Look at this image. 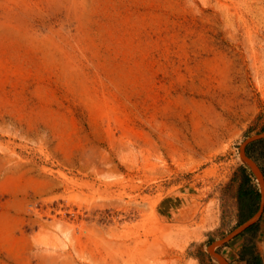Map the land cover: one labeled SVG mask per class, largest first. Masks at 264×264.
<instances>
[{
	"label": "rangeland",
	"instance_id": "obj_1",
	"mask_svg": "<svg viewBox=\"0 0 264 264\" xmlns=\"http://www.w3.org/2000/svg\"><path fill=\"white\" fill-rule=\"evenodd\" d=\"M263 133L264 0H0V264H264Z\"/></svg>",
	"mask_w": 264,
	"mask_h": 264
},
{
	"label": "water",
	"instance_id": "obj_2",
	"mask_svg": "<svg viewBox=\"0 0 264 264\" xmlns=\"http://www.w3.org/2000/svg\"><path fill=\"white\" fill-rule=\"evenodd\" d=\"M257 138H264V133L263 134H260V135H258L257 136ZM253 138H251L250 140H252ZM242 157L248 162V164L251 166H253L258 172H259V174H260V177H261V172H260V170L253 164V162L251 161V160H249V158L247 157V156H245L244 154H242ZM251 166V167H252ZM252 170H253V168H252ZM254 171V170H253ZM256 174V173H255ZM263 203H264V199L262 198L261 199V206H260V209H259V211L255 214V215H253L251 218H249L246 222H244L238 229H236L233 233H231L229 236H227L225 239H223L221 242H218V243H222V242H224L225 240H227V239H229V238H231V237H233V236H235V235H237L238 233H240L241 231H243L245 228H247V227H249V226H251L254 222H255V220L257 219V217L259 216V213L261 212V210H262V205H263ZM222 264H225L224 262H222Z\"/></svg>",
	"mask_w": 264,
	"mask_h": 264
},
{
	"label": "trees",
	"instance_id": "obj_3",
	"mask_svg": "<svg viewBox=\"0 0 264 264\" xmlns=\"http://www.w3.org/2000/svg\"><path fill=\"white\" fill-rule=\"evenodd\" d=\"M255 146H259V147L263 146V147H264V138L259 139V140H257V141H253V142L249 143V144L246 146V155H247L248 157H250L249 149H251L252 147H255ZM261 154H263V153H261ZM260 170H261L262 175L264 176V167L261 166V167H260ZM248 197L251 199V192H250L249 189H246V192L243 193V198L249 199ZM252 226H253V225H252ZM252 226H251V227H252ZM255 264H260V263H259V262H256Z\"/></svg>",
	"mask_w": 264,
	"mask_h": 264
},
{
	"label": "bare ground",
	"instance_id": "obj_4",
	"mask_svg": "<svg viewBox=\"0 0 264 264\" xmlns=\"http://www.w3.org/2000/svg\"><path fill=\"white\" fill-rule=\"evenodd\" d=\"M250 166V165H249ZM252 166V165H251ZM250 166V167H251ZM253 168V170H254V172L256 173V176L258 177V179L260 180L261 179V177H260V174H259V172L252 166L251 167V169Z\"/></svg>",
	"mask_w": 264,
	"mask_h": 264
}]
</instances>
